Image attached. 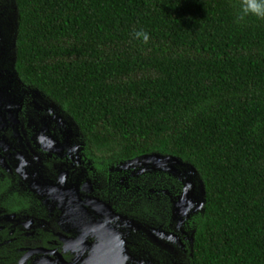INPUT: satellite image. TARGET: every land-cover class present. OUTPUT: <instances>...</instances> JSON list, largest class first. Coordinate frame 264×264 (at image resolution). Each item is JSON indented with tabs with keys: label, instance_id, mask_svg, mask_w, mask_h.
Returning a JSON list of instances; mask_svg holds the SVG:
<instances>
[{
	"label": "trees",
	"instance_id": "obj_1",
	"mask_svg": "<svg viewBox=\"0 0 264 264\" xmlns=\"http://www.w3.org/2000/svg\"><path fill=\"white\" fill-rule=\"evenodd\" d=\"M1 3L3 99L53 107L103 178L131 164L147 194L166 187L169 212L191 178L190 264H264V18L239 19L241 0ZM146 157L176 159L177 177Z\"/></svg>",
	"mask_w": 264,
	"mask_h": 264
},
{
	"label": "flooded vegetation",
	"instance_id": "obj_2",
	"mask_svg": "<svg viewBox=\"0 0 264 264\" xmlns=\"http://www.w3.org/2000/svg\"><path fill=\"white\" fill-rule=\"evenodd\" d=\"M40 105L0 94V264H190L180 195L169 212L166 187L152 198L113 165L103 178L71 124Z\"/></svg>",
	"mask_w": 264,
	"mask_h": 264
},
{
	"label": "rangeland",
	"instance_id": "obj_3",
	"mask_svg": "<svg viewBox=\"0 0 264 264\" xmlns=\"http://www.w3.org/2000/svg\"><path fill=\"white\" fill-rule=\"evenodd\" d=\"M11 20L12 19L10 18V14L8 13V10H7L6 6L3 5V3H1V0H0V45L2 43V36L3 37L7 36V30H6L7 27H5L6 29H4V28H1V25L4 24V22H6V23L11 22ZM9 25H10V23H9ZM9 28H11V27H9ZM3 44H4V41H3ZM25 94H27V93H25ZM141 160H142L141 164L143 165V167L146 166L145 168H147L148 166L149 167L157 166V167H160V168L163 169V168H166V166H171L172 167V169H171L172 172L170 171L169 174L172 175V177H177L178 171L176 170V166L179 165V162L177 160L173 159V158L164 159V158H160V157H157V158H147L146 157V158L141 159ZM121 164L123 165V162L120 163V165ZM120 165L118 164V166H120ZM127 165L128 166L124 165L123 168L118 167L119 173H126L127 171H130L131 173H133L132 175L134 176V174H135L134 171L129 168L130 167L129 165H131V164L128 163ZM139 166H141V165H139Z\"/></svg>",
	"mask_w": 264,
	"mask_h": 264
},
{
	"label": "water",
	"instance_id": "obj_4",
	"mask_svg": "<svg viewBox=\"0 0 264 264\" xmlns=\"http://www.w3.org/2000/svg\"><path fill=\"white\" fill-rule=\"evenodd\" d=\"M147 158H157V157H147ZM169 169L171 170L172 167L169 166ZM194 188L195 187L193 185L192 179L189 177H186L184 191L179 196V198L176 202V207L174 208V211L176 209V212L178 213L179 217L181 215V217L186 218L189 215V213L197 212V210H199L203 206V202L201 201V198L197 194V192H196V194H194L192 192V190H194ZM200 189L203 192L202 187ZM202 195H201V197H202Z\"/></svg>",
	"mask_w": 264,
	"mask_h": 264
},
{
	"label": "clouds",
	"instance_id": "obj_5",
	"mask_svg": "<svg viewBox=\"0 0 264 264\" xmlns=\"http://www.w3.org/2000/svg\"><path fill=\"white\" fill-rule=\"evenodd\" d=\"M241 14L239 19L243 20L248 14L264 18V0H241ZM137 39H142L144 43H148L149 34L143 30L134 33Z\"/></svg>",
	"mask_w": 264,
	"mask_h": 264
}]
</instances>
